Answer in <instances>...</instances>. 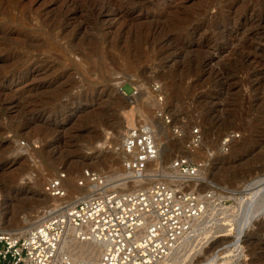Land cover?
Segmentation results:
<instances>
[{
    "label": "rangeland",
    "instance_id": "1",
    "mask_svg": "<svg viewBox=\"0 0 264 264\" xmlns=\"http://www.w3.org/2000/svg\"><path fill=\"white\" fill-rule=\"evenodd\" d=\"M141 123L170 146L163 166L207 162L191 187L212 197L171 264L216 252L218 264H264V214L231 252L264 178V0H0V229L26 230L58 202L45 185L61 172L66 202L95 189L79 184L86 169L134 190L119 185L117 148ZM193 128L202 144L190 152Z\"/></svg>",
    "mask_w": 264,
    "mask_h": 264
},
{
    "label": "built area",
    "instance_id": "2",
    "mask_svg": "<svg viewBox=\"0 0 264 264\" xmlns=\"http://www.w3.org/2000/svg\"><path fill=\"white\" fill-rule=\"evenodd\" d=\"M156 113L170 123L162 108ZM174 132L182 136L180 128ZM236 137L233 132L225 134L221 148L228 150ZM201 144L200 130L193 128L188 150L194 152ZM117 150L126 175L119 185L134 183V190L111 188L107 177L86 169L79 184L87 182L95 189L66 202V176L57 174L46 183L45 191L58 202L44 207L26 230L0 229V264H160L169 257L206 212L212 191L199 192L191 186L207 162L177 156L150 174L159 148L155 131L147 123L130 128ZM71 233L76 241L98 246V259L76 260L64 251L63 243Z\"/></svg>",
    "mask_w": 264,
    "mask_h": 264
},
{
    "label": "bare ground",
    "instance_id": "3",
    "mask_svg": "<svg viewBox=\"0 0 264 264\" xmlns=\"http://www.w3.org/2000/svg\"><path fill=\"white\" fill-rule=\"evenodd\" d=\"M99 7L102 8V6H99ZM94 8H96V7H94ZM103 8H105V7L103 6ZM119 90L122 91L121 87ZM132 124L133 123H132L131 118L128 117V126L131 127ZM163 132H164L163 128H160L159 133L163 134ZM157 137H158V135L157 136L155 135L156 142H157ZM123 138H122V140H123ZM157 145H158V143H157ZM158 148H159V155H158L157 159L153 163H151L152 166H156V165H162L163 166V163H165L163 160L167 156V152L169 151L170 146L167 144L163 147L162 146L159 147V145H158ZM186 154H189V151H186ZM148 171H149V173L153 172V169L152 170L149 169ZM254 185H253L254 186V192H252V194L255 195L256 197H254V196L252 197V194H251L250 195L251 198L248 200V202L243 201L244 202L243 211H242V214H240L241 220L239 222L237 221V227H236V231H235V235H234L235 242H233V244H232V249H233L231 251L232 253L241 251V249L243 247V245L241 243L243 242V239H244L248 229H251L255 220L264 214V178L256 181L254 183ZM92 187L94 188V185H92ZM50 199H54V198H50ZM62 247H63V250L66 251L67 253H69L73 259H75V257L79 255V256H82L81 259L96 260L100 256V249L98 248V246H96L92 243H83V242L76 241L73 238L72 233L65 240ZM172 253L169 257L164 259L161 263L171 264V263L175 262V257L172 256ZM219 258H220V255L218 252H216L212 258H210L209 260H207L205 262V264H218ZM201 264H203V263H201Z\"/></svg>",
    "mask_w": 264,
    "mask_h": 264
}]
</instances>
